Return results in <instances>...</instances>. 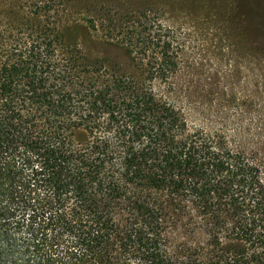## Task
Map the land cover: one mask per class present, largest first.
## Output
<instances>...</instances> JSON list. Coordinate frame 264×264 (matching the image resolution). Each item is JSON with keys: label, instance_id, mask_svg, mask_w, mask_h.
<instances>
[{"label": "trees", "instance_id": "obj_1", "mask_svg": "<svg viewBox=\"0 0 264 264\" xmlns=\"http://www.w3.org/2000/svg\"><path fill=\"white\" fill-rule=\"evenodd\" d=\"M19 4L14 28L0 9V264H264L259 167L69 49L55 0ZM146 43L166 75L169 39Z\"/></svg>", "mask_w": 264, "mask_h": 264}, {"label": "rangeland", "instance_id": "obj_2", "mask_svg": "<svg viewBox=\"0 0 264 264\" xmlns=\"http://www.w3.org/2000/svg\"><path fill=\"white\" fill-rule=\"evenodd\" d=\"M32 1L39 0H0L3 22L14 28L15 12H6ZM55 1L69 49L77 46L95 70L150 90L192 130L241 152L264 179V0ZM92 15L117 29H88L82 18ZM157 38L170 42L175 65L166 75L146 46Z\"/></svg>", "mask_w": 264, "mask_h": 264}]
</instances>
